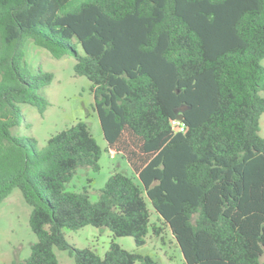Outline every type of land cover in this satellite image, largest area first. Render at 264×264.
I'll return each instance as SVG.
<instances>
[{
	"label": "trees",
	"instance_id": "trees-1",
	"mask_svg": "<svg viewBox=\"0 0 264 264\" xmlns=\"http://www.w3.org/2000/svg\"><path fill=\"white\" fill-rule=\"evenodd\" d=\"M29 41L72 56L106 150L132 171L111 174L96 201L66 190L78 168L100 169L85 122L41 149L11 133L20 105L48 106L39 91L53 75L27 69ZM263 59L264 0H0V203L19 189L36 237L7 264H59L55 249L74 264H156L114 241L103 256L70 245L64 230L85 226L136 247L165 227L184 264H264Z\"/></svg>",
	"mask_w": 264,
	"mask_h": 264
},
{
	"label": "rangeland",
	"instance_id": "rangeland-1",
	"mask_svg": "<svg viewBox=\"0 0 264 264\" xmlns=\"http://www.w3.org/2000/svg\"><path fill=\"white\" fill-rule=\"evenodd\" d=\"M81 53V49H79ZM26 67L31 73L38 69L53 75L50 84L42 87L39 94L48 102L45 112L39 114L31 105H20L22 119L20 124L11 129L17 137H25L41 149L54 134L69 128L78 121L85 122L90 133L102 149L99 159V171L78 168L73 179L66 184L67 191L83 192L86 190L91 201H96L100 189L107 178L114 172L132 176V171L125 159L106 150L107 145L102 135L98 116L94 110L91 83L82 76H75L74 59L66 54L54 59L43 48L27 42L24 46ZM264 66V59L262 60ZM259 135L264 138V113L259 121ZM151 211V222L160 224L157 215ZM30 207L25 203L19 189L0 203V264L23 262L30 254V247L36 237L29 228ZM161 236H146V243L136 247L132 237H112L109 230L85 226L78 231L64 230L66 241L79 249L89 248L103 256L111 241L126 251L150 256L156 264H184L182 255L170 231L163 228ZM59 264H74L67 251L55 249Z\"/></svg>",
	"mask_w": 264,
	"mask_h": 264
},
{
	"label": "built area",
	"instance_id": "built-area-1",
	"mask_svg": "<svg viewBox=\"0 0 264 264\" xmlns=\"http://www.w3.org/2000/svg\"><path fill=\"white\" fill-rule=\"evenodd\" d=\"M171 124H172L174 131H176V132H184L185 131V127L180 121L174 120L171 122Z\"/></svg>",
	"mask_w": 264,
	"mask_h": 264
},
{
	"label": "water",
	"instance_id": "water-1",
	"mask_svg": "<svg viewBox=\"0 0 264 264\" xmlns=\"http://www.w3.org/2000/svg\"><path fill=\"white\" fill-rule=\"evenodd\" d=\"M177 120H178V121H181V120H182V116L179 115V116L177 117Z\"/></svg>",
	"mask_w": 264,
	"mask_h": 264
}]
</instances>
